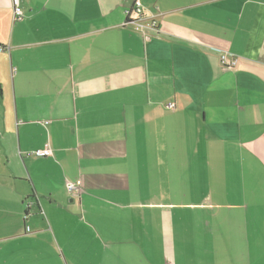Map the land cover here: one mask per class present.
<instances>
[{"label": "crops", "instance_id": "0c3cea01", "mask_svg": "<svg viewBox=\"0 0 264 264\" xmlns=\"http://www.w3.org/2000/svg\"><path fill=\"white\" fill-rule=\"evenodd\" d=\"M20 6L0 0V264H264V0Z\"/></svg>", "mask_w": 264, "mask_h": 264}, {"label": "built area", "instance_id": "2783aa9c", "mask_svg": "<svg viewBox=\"0 0 264 264\" xmlns=\"http://www.w3.org/2000/svg\"><path fill=\"white\" fill-rule=\"evenodd\" d=\"M13 9H14V17L17 20H21L24 16L23 10L20 6V0H12ZM128 16L131 17L132 14L136 15V20L130 23L131 27L135 32H142L143 28L156 29L157 28V20L156 18H145L142 13L141 3L137 2L134 7L127 12ZM0 51H5V49L0 47ZM221 63L224 69H230L237 65V61L228 57V55H223L221 57ZM33 156L37 158H46L52 155V150L50 146L47 144L44 149L38 150L32 153ZM80 185L75 183H68L67 188L70 193H77L80 191Z\"/></svg>", "mask_w": 264, "mask_h": 264}]
</instances>
